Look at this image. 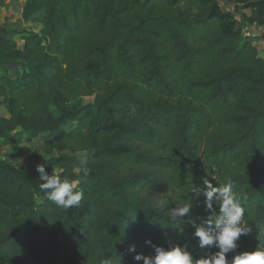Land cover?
<instances>
[{
    "label": "trees",
    "instance_id": "16d2710c",
    "mask_svg": "<svg viewBox=\"0 0 264 264\" xmlns=\"http://www.w3.org/2000/svg\"><path fill=\"white\" fill-rule=\"evenodd\" d=\"M235 3L24 0L23 20L43 15L21 45L0 24V149L41 139L45 173L83 192L60 208L37 165L0 159V264H144L158 247L210 259L215 241L195 234L218 231L207 183L231 182L245 209L226 261L264 249V57L242 34L264 27V0Z\"/></svg>",
    "mask_w": 264,
    "mask_h": 264
},
{
    "label": "clouds",
    "instance_id": "9594fccd",
    "mask_svg": "<svg viewBox=\"0 0 264 264\" xmlns=\"http://www.w3.org/2000/svg\"><path fill=\"white\" fill-rule=\"evenodd\" d=\"M88 159L82 156L77 167L78 172H87ZM36 171L39 173L40 190L47 194V199L55 203L58 207L68 209L79 205L83 199L82 191H75L74 185L68 179H61L60 175L45 173L43 165H37ZM207 183V182H206ZM208 190L205 192L208 207L211 208V201L217 198L221 201L220 215L216 220L218 231L215 236L209 234L203 229L196 231L201 246L211 245L215 241L219 252L210 259H202L196 264H264V249L256 248L254 251H245L235 255L232 260L226 261L225 253L236 247L235 241L246 234L245 229L240 226V221L245 213L241 206V197L233 191V184L228 182L221 187H213L207 183ZM187 206L177 209L173 215H184L188 213ZM134 251V247L129 249ZM156 254L153 257H142L136 255L135 260L143 259L144 264H193L192 257L179 247L171 250L156 248Z\"/></svg>",
    "mask_w": 264,
    "mask_h": 264
},
{
    "label": "rangeland",
    "instance_id": "374dc122",
    "mask_svg": "<svg viewBox=\"0 0 264 264\" xmlns=\"http://www.w3.org/2000/svg\"><path fill=\"white\" fill-rule=\"evenodd\" d=\"M225 6V5H224ZM37 18L33 19V28L37 31L39 27H41V18L40 14L36 15ZM0 21L3 22V18L0 16ZM15 23H12V25H6L8 29L10 30L9 37L15 38L19 45L23 43V40L21 39V34H18L16 31L19 30V26L14 25ZM254 32V42L258 48V53L260 56L264 57V37L262 36L264 34V28L263 26L255 23L251 25ZM7 67L9 71H12L14 68V65L12 63H8ZM72 125V124H70ZM45 158V154L43 151V143L41 139H36L32 142H26L23 141L20 144L16 145H9L4 146L0 149V159H6L8 161H12L16 164H22L27 166H34V165H42L43 159ZM67 179V178H64ZM69 180V179H68ZM71 183H73L74 187L77 183V181L69 180Z\"/></svg>",
    "mask_w": 264,
    "mask_h": 264
},
{
    "label": "crops",
    "instance_id": "0c3cea01",
    "mask_svg": "<svg viewBox=\"0 0 264 264\" xmlns=\"http://www.w3.org/2000/svg\"><path fill=\"white\" fill-rule=\"evenodd\" d=\"M219 3L224 11L236 13L235 11L238 4L235 3V0H219ZM23 5L24 0H0V16L3 18V22L0 21V24L8 26L12 25V23H15L14 25L19 27L34 29L32 24L33 19L37 18V14H40V16L43 14H41V11L39 13H34L27 21H25L21 16ZM246 12H248V10H246Z\"/></svg>",
    "mask_w": 264,
    "mask_h": 264
},
{
    "label": "built area",
    "instance_id": "2783aa9c",
    "mask_svg": "<svg viewBox=\"0 0 264 264\" xmlns=\"http://www.w3.org/2000/svg\"><path fill=\"white\" fill-rule=\"evenodd\" d=\"M252 30H253V28L251 25L244 26L242 29L243 36H246V37L254 36L255 34Z\"/></svg>",
    "mask_w": 264,
    "mask_h": 264
}]
</instances>
